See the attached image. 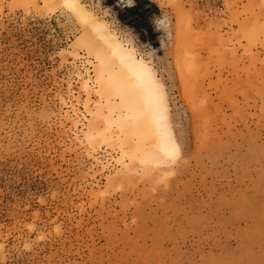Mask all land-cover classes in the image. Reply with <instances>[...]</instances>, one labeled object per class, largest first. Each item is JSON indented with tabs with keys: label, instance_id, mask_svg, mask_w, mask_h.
I'll return each instance as SVG.
<instances>
[{
	"label": "rangeland",
	"instance_id": "1",
	"mask_svg": "<svg viewBox=\"0 0 264 264\" xmlns=\"http://www.w3.org/2000/svg\"><path fill=\"white\" fill-rule=\"evenodd\" d=\"M149 1L151 33L81 0L165 89L179 155L146 174L89 142L110 112L83 22L0 0V264H264V2Z\"/></svg>",
	"mask_w": 264,
	"mask_h": 264
},
{
	"label": "bare ground",
	"instance_id": "2",
	"mask_svg": "<svg viewBox=\"0 0 264 264\" xmlns=\"http://www.w3.org/2000/svg\"><path fill=\"white\" fill-rule=\"evenodd\" d=\"M42 1L45 5L49 2V0ZM260 1L264 2V0ZM118 2L132 5L134 0H118ZM173 2L177 17L182 19L184 12L187 11L180 4V0H173ZM76 3L80 11L86 14L91 21L83 22L85 33L79 42L86 46V53L91 54L97 63L94 70L95 82L98 93L105 99L106 107L110 112V114L107 113V117L104 116L103 130L93 128L94 131L90 129L91 132L87 133L89 142L92 144L97 141L96 144L116 145L121 155L120 160L127 159L126 164L141 163L146 174L152 172L150 168L163 170L173 160L170 154L173 145H177L167 120L165 89L162 88V107H154L152 91L142 76L144 70L151 73L156 83L162 84L157 81L149 63L146 59L137 56L134 47L120 40L107 22L99 19L87 9L81 0H76ZM60 5L63 6V0H60ZM64 8L81 21L72 9ZM180 24L181 27L184 25ZM80 87L85 91L87 102L90 103L91 91L87 78L81 81ZM111 98L115 99L116 103L112 102ZM113 129L115 131H112ZM128 166L130 165L127 164Z\"/></svg>",
	"mask_w": 264,
	"mask_h": 264
},
{
	"label": "snow or ice",
	"instance_id": "3",
	"mask_svg": "<svg viewBox=\"0 0 264 264\" xmlns=\"http://www.w3.org/2000/svg\"><path fill=\"white\" fill-rule=\"evenodd\" d=\"M26 7H32V5H26ZM46 7H47V5H46ZM63 7H67V8L72 9L76 13V15L80 17L82 22H84V23L91 22L90 18L86 14H84L83 12L80 11L79 5L76 3V0H63ZM157 24L163 26L164 21L158 20ZM94 30H98V29L94 28ZM61 55H63V54H61ZM142 76L145 80V83L147 84V86L152 91V104H153V106L156 108L162 107V104H163L162 86L155 82V80L151 77V73L149 71L144 70ZM178 155H179V146L173 145V150H172L170 156H171V158L174 159Z\"/></svg>",
	"mask_w": 264,
	"mask_h": 264
},
{
	"label": "trees",
	"instance_id": "4",
	"mask_svg": "<svg viewBox=\"0 0 264 264\" xmlns=\"http://www.w3.org/2000/svg\"><path fill=\"white\" fill-rule=\"evenodd\" d=\"M116 2L117 0H107L106 4L114 5ZM114 10L116 11L117 18L119 19L120 22L127 24L131 27H135L134 23L137 22L140 24L141 22V24L145 26L148 33L152 32L151 27L147 24V18H146L147 16H145V13H147L149 10L156 11L157 8L149 0H134L133 6H124L123 10L118 9L115 6ZM124 14H130L132 16L131 20H126ZM136 29L140 38H143L142 32L138 28Z\"/></svg>",
	"mask_w": 264,
	"mask_h": 264
},
{
	"label": "built area",
	"instance_id": "5",
	"mask_svg": "<svg viewBox=\"0 0 264 264\" xmlns=\"http://www.w3.org/2000/svg\"><path fill=\"white\" fill-rule=\"evenodd\" d=\"M207 1H211V2H214V3H219V4H221V2H222L223 0H207Z\"/></svg>",
	"mask_w": 264,
	"mask_h": 264
}]
</instances>
